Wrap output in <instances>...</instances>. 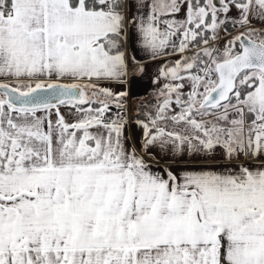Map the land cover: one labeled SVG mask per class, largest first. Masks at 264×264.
I'll use <instances>...</instances> for the list:
<instances>
[{
	"label": "snow or ice",
	"instance_id": "snow-or-ice-1",
	"mask_svg": "<svg viewBox=\"0 0 264 264\" xmlns=\"http://www.w3.org/2000/svg\"><path fill=\"white\" fill-rule=\"evenodd\" d=\"M0 264H264V0H0Z\"/></svg>",
	"mask_w": 264,
	"mask_h": 264
},
{
	"label": "crops",
	"instance_id": "crops-1",
	"mask_svg": "<svg viewBox=\"0 0 264 264\" xmlns=\"http://www.w3.org/2000/svg\"><path fill=\"white\" fill-rule=\"evenodd\" d=\"M171 59V57H170ZM147 89V85L146 84H143L141 86L138 87L137 91L141 94H143V92Z\"/></svg>",
	"mask_w": 264,
	"mask_h": 264
}]
</instances>
